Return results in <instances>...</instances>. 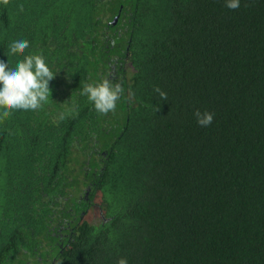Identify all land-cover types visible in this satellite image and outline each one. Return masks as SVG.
I'll return each mask as SVG.
<instances>
[{
	"label": "trees",
	"instance_id": "obj_1",
	"mask_svg": "<svg viewBox=\"0 0 264 264\" xmlns=\"http://www.w3.org/2000/svg\"><path fill=\"white\" fill-rule=\"evenodd\" d=\"M17 37L56 76L0 118V264H264V0H7Z\"/></svg>",
	"mask_w": 264,
	"mask_h": 264
},
{
	"label": "clouds",
	"instance_id": "obj_2",
	"mask_svg": "<svg viewBox=\"0 0 264 264\" xmlns=\"http://www.w3.org/2000/svg\"><path fill=\"white\" fill-rule=\"evenodd\" d=\"M241 0H224V6L229 10L240 7ZM0 4L6 5L7 0H0ZM9 55H19L14 65L9 61L0 59V118L7 117L16 111H39L50 102V82L56 74L42 53H28L26 49L31 47L30 41L17 37L7 45ZM162 99H167L166 93L156 88ZM80 95L87 98L94 110L107 115L114 112L117 102L123 95L120 84H114L110 79H103L97 83L84 84ZM67 114L78 115L75 104L67 108L66 113H60L59 120H63ZM196 122L201 127H208L213 122V114L196 111ZM56 264H60L59 261ZM117 264H128V260L122 257Z\"/></svg>",
	"mask_w": 264,
	"mask_h": 264
},
{
	"label": "rangeland",
	"instance_id": "obj_3",
	"mask_svg": "<svg viewBox=\"0 0 264 264\" xmlns=\"http://www.w3.org/2000/svg\"><path fill=\"white\" fill-rule=\"evenodd\" d=\"M92 213L97 214L96 210H92ZM92 213H91V217H89V220L93 222L96 221L97 216H93Z\"/></svg>",
	"mask_w": 264,
	"mask_h": 264
},
{
	"label": "water",
	"instance_id": "obj_4",
	"mask_svg": "<svg viewBox=\"0 0 264 264\" xmlns=\"http://www.w3.org/2000/svg\"><path fill=\"white\" fill-rule=\"evenodd\" d=\"M118 23V19L115 20L114 24L116 25Z\"/></svg>",
	"mask_w": 264,
	"mask_h": 264
},
{
	"label": "flooded vegetation",
	"instance_id": "obj_5",
	"mask_svg": "<svg viewBox=\"0 0 264 264\" xmlns=\"http://www.w3.org/2000/svg\"><path fill=\"white\" fill-rule=\"evenodd\" d=\"M118 19V18H117ZM100 217L99 216H97V218H96V222H97V220L99 219ZM53 264H55V263H53Z\"/></svg>",
	"mask_w": 264,
	"mask_h": 264
}]
</instances>
